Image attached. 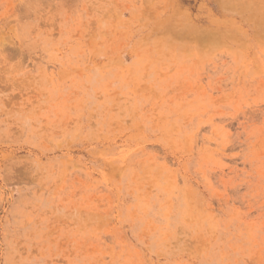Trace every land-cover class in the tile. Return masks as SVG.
Here are the masks:
<instances>
[{
    "label": "rangeland",
    "instance_id": "rangeland-1",
    "mask_svg": "<svg viewBox=\"0 0 264 264\" xmlns=\"http://www.w3.org/2000/svg\"><path fill=\"white\" fill-rule=\"evenodd\" d=\"M0 264H264V0H0Z\"/></svg>",
    "mask_w": 264,
    "mask_h": 264
}]
</instances>
